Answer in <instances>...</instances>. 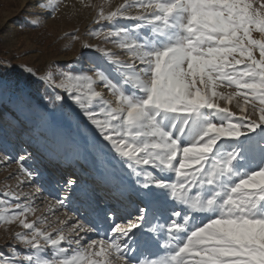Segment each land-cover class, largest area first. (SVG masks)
Instances as JSON below:
<instances>
[{
  "label": "snow or ice",
  "instance_id": "1",
  "mask_svg": "<svg viewBox=\"0 0 264 264\" xmlns=\"http://www.w3.org/2000/svg\"><path fill=\"white\" fill-rule=\"evenodd\" d=\"M95 23L93 35L116 45L127 59L85 44L93 54L91 74L70 68L57 77L23 66L29 79H0V100L23 110L34 82L45 89L40 102L50 98L63 107L71 100L78 106L139 188L163 189L175 202L162 226L152 214L157 226L148 230L166 233L159 245L163 255L142 250L132 239L148 220L144 207L113 213L102 238L87 241V234L100 230L70 215L71 209L57 217L60 226L52 232L38 226L47 223L45 217L29 222L44 186L38 171L26 166L30 154H20L3 158L13 160L24 177L17 189L25 180L39 186L0 193V205L10 207L5 222L22 226L25 231L13 239L26 249L9 245L0 264H264V141L248 137L264 132V39L251 36L253 28L264 34V3L254 8L249 0H124L115 10L101 7ZM225 88L234 90L218 91ZM234 101L236 110L229 107ZM10 132L12 124L0 125V140ZM245 151L259 160L251 169L242 167ZM75 183L67 181L69 187ZM12 199L18 201L14 206ZM66 200L55 205L65 208ZM197 214L210 215L200 222ZM49 250L51 256L44 257Z\"/></svg>",
  "mask_w": 264,
  "mask_h": 264
},
{
  "label": "rangeland",
  "instance_id": "2",
  "mask_svg": "<svg viewBox=\"0 0 264 264\" xmlns=\"http://www.w3.org/2000/svg\"><path fill=\"white\" fill-rule=\"evenodd\" d=\"M123 2L124 0H0V65L5 66L0 68V79L27 81L29 76L23 66L39 69L40 74L52 71L57 77L60 71L66 69L81 71L79 66L85 60L91 61L93 55L91 50L84 48L85 44L99 45L112 50L121 59H127V54L116 45L105 43L93 35V30L98 27L95 20L101 7L107 12L115 10ZM249 3L254 8H259L264 0H249ZM120 23L126 25L132 22L121 20ZM251 36L256 40L264 39V34L254 28ZM254 55L259 58L258 49L254 50ZM94 56L98 63H104L99 53ZM91 64L93 67L92 62ZM108 71L115 79L116 74L111 66H108ZM98 86L100 84L95 85L96 89ZM233 90L234 88L218 89L227 92ZM28 95L29 101L23 110L13 101L0 100V125L12 124L15 127V132H10L6 139L0 140V193L9 188L27 193L39 186L25 180L17 189V181L23 180V175L13 160L3 162L5 156L30 154L26 166L38 171L37 178L44 187L32 202L35 211L27 215L29 222L45 217L47 223L38 226L52 232L53 227L60 226L57 217L63 219V213L71 209L70 215L82 217L96 224L100 230L99 235L87 234V241L102 238L103 229L111 224L113 213L120 216L128 211L134 212L136 207H144L149 212L148 220L132 239L137 240L142 250L147 248L163 255L159 245L163 243L166 233L161 229L150 234L148 230L150 226H157V220L152 219L153 213L162 226L175 204L166 191L139 188L135 184V177H129L127 169L110 144L103 140L98 129L71 100H66L63 107L59 102L53 103L50 98L40 102L45 89L34 82ZM221 104L223 106V102ZM229 107L236 110L235 101ZM248 137L261 142L264 141V132L258 129L249 133ZM246 143L247 140L242 138L239 147L243 148ZM242 155L245 157L242 165L245 169H251L259 162L258 159L249 157L246 151ZM56 166H63L64 172L55 171ZM55 173L59 174L58 178H55ZM105 179L111 181L110 187L106 192H98ZM69 180L76 183L69 187ZM117 188H121L120 194L116 193ZM66 197L67 207L55 205L57 199ZM25 199L21 197L19 202H24ZM17 202L10 200V206ZM8 211L9 206L0 205V256L5 258L11 252L9 245H16L21 253L26 251L13 239L16 232L25 230L18 222H5ZM208 215L210 214H197V219L207 222ZM70 224L71 221L68 226ZM52 234L56 235L54 232ZM132 246L135 248L137 244ZM75 247L73 245V250ZM42 255L49 258L51 250ZM111 264L118 262L112 260Z\"/></svg>",
  "mask_w": 264,
  "mask_h": 264
},
{
  "label": "bare ground",
  "instance_id": "3",
  "mask_svg": "<svg viewBox=\"0 0 264 264\" xmlns=\"http://www.w3.org/2000/svg\"><path fill=\"white\" fill-rule=\"evenodd\" d=\"M125 58V56H124ZM82 70H88L89 68L92 67V64H91V61L90 60H85L84 63L82 65L79 66ZM86 72V71H85ZM89 74V72H87ZM102 88V85L98 86L97 90H101ZM110 98V97H109ZM55 171H61V173L64 172L65 168L63 166H56L54 168ZM55 178H58L59 174L58 173H55ZM103 183L101 184V188L99 190H97L98 192H106L108 190V187H110L111 185V181L108 180V179H105L102 181ZM116 193L117 194H120L121 193V188H117L116 189ZM145 230V229H144ZM147 231V230H146ZM150 236V235H149Z\"/></svg>",
  "mask_w": 264,
  "mask_h": 264
}]
</instances>
